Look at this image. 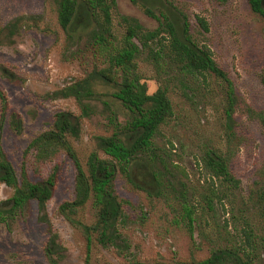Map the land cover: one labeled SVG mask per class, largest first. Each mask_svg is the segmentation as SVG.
<instances>
[{
    "label": "rangeland",
    "instance_id": "1",
    "mask_svg": "<svg viewBox=\"0 0 264 264\" xmlns=\"http://www.w3.org/2000/svg\"><path fill=\"white\" fill-rule=\"evenodd\" d=\"M116 1L113 27L118 37L123 32L118 15L136 19L147 30L156 29L159 22L145 14L147 8L160 20L169 19L180 36L207 45L228 82L214 74L206 81L202 77L184 78L182 84L175 80L179 86L170 93L174 115L154 138L155 153L137 159L130 180L118 174L114 181L124 213L119 245L125 249L102 247L94 239L87 249L81 233L58 213L59 205L71 199L74 186V166L65 157L45 165L40 176L29 172L31 180L41 181L56 169L53 196L45 204L47 223L39 221L38 206L30 202L9 227L0 224V264H48L43 251L48 227L65 247L58 264H184L230 241L246 245L245 234L250 236L253 264H264V19L251 11L246 0ZM19 16L37 18L36 25L28 29L24 25L11 42L0 45V66L23 80L11 82L0 70V89L23 120L19 136L7 124L3 130L2 146L17 173L22 151L32 137L51 125L56 112L80 113L74 99H59L54 93L96 65L89 56L78 53L75 57V47L65 48L55 0H0V27ZM200 19L205 21L204 28ZM137 64L148 94L158 88L159 79L170 77L164 68L157 75L145 54ZM97 91L100 98L85 102L90 114L71 139L83 166L93 152L104 157L97 138L112 133L103 103L109 104L117 121L126 119L125 110L108 95L109 89L98 87ZM228 92L233 93L231 122L225 113ZM212 148L229 156L230 170L240 182L238 189L219 187L203 168L200 158ZM11 195L12 190L0 184V201ZM187 205L196 208L193 238L182 221V206ZM94 216L89 200L78 218L89 224Z\"/></svg>",
    "mask_w": 264,
    "mask_h": 264
},
{
    "label": "trees",
    "instance_id": "2",
    "mask_svg": "<svg viewBox=\"0 0 264 264\" xmlns=\"http://www.w3.org/2000/svg\"><path fill=\"white\" fill-rule=\"evenodd\" d=\"M55 2L56 20L63 33L65 48L70 50L75 47V57L78 53L89 56L96 65L85 76L54 93L59 99H74L80 113L56 112L51 125L32 137L22 151L19 173L4 152L2 140L6 124L13 135L19 136L23 131V120L11 110L6 93L0 89V184L12 190L9 199L0 201V224L9 227L25 212L30 202L38 206L39 221L47 223L45 204L53 196L56 169L41 181L31 180L29 172L40 176L45 165L66 157L74 166V186L71 199L59 205L58 213L81 233L87 249L93 239L102 247L125 249L119 245L124 213L123 204L114 189L117 175L121 174L130 180L137 159L155 153L154 138L174 115L170 93L176 84L179 86L188 77H202L206 81L210 74L224 82L228 80L207 45L198 44L189 36H180L179 29L169 19L161 16L163 19L160 20L147 8L144 9L145 14L159 22L158 27L147 30L136 19L118 15L123 29L122 35L118 37L113 27V16L117 13L116 0ZM246 2L252 12L264 19V0ZM36 20L35 17L19 16L0 27V45L11 42L24 25L27 29L34 27ZM28 21H31L30 24ZM199 23L205 27L203 19ZM144 54L145 59L157 70V75L160 69H167L174 83L170 77L159 79L158 88L148 94L137 64V60ZM0 70L9 81L23 82L19 75L5 66H0ZM177 79L179 84L175 81ZM261 83L264 85V73ZM98 87L109 89L108 95L125 110L126 119L123 123L117 121L109 104L103 103L104 109L109 112L108 121L112 133L97 138L98 149L104 157L93 152L83 166L71 139L77 136L82 119L90 114L85 102L100 98ZM232 95V92H228L226 98L228 104L225 113L229 122L233 121ZM261 122L264 123V119ZM228 157L227 153L212 148L204 151L200 162L211 178L219 182V187L234 191L240 182L230 170ZM212 197H215L213 193ZM89 200L92 201L95 216L93 222L86 224L78 215ZM207 205L210 206L209 200ZM182 207V221L189 236L193 238L197 222L196 208L193 205ZM47 234L44 257L48 264H58L64 257L65 247L49 227ZM249 238V234H245L246 245L244 242L230 241L228 245L211 250L206 257H192L184 264H253ZM129 264L144 263L132 261Z\"/></svg>",
    "mask_w": 264,
    "mask_h": 264
}]
</instances>
